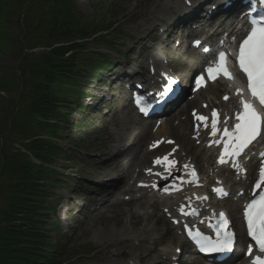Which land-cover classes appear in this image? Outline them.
Returning a JSON list of instances; mask_svg holds the SVG:
<instances>
[{
	"label": "rangeland",
	"instance_id": "obj_1",
	"mask_svg": "<svg viewBox=\"0 0 264 264\" xmlns=\"http://www.w3.org/2000/svg\"><path fill=\"white\" fill-rule=\"evenodd\" d=\"M149 1L74 0L75 11L81 18L92 20L93 24L99 26L100 29L114 25V30L105 36L107 42H91L84 46L85 49L78 60L80 76L73 77L74 82L65 84L68 85L65 88L68 90V95L73 93L75 101L84 108L79 111L77 103H72L70 125L63 128L62 131L65 137L61 147L65 149L67 156L58 160L54 166L61 180L58 177L60 182L56 184L51 182L49 187L52 197L48 202L55 210L52 209L48 215V222L50 231L54 232L51 234L53 241L63 242L67 249L66 257L68 259L76 257L72 264H107L109 261L110 254L105 248L107 243H104L103 240H94L89 231L92 222L98 224L102 221L97 211H94L100 206L103 199H96L94 193L103 191L104 196L107 195L106 189L93 186L92 180L101 178L103 174H100L101 171L97 166L104 167L103 163L113 156L114 152L111 149L119 143L113 133L119 128V123L122 120V113H120L122 106L128 105L126 95H120L118 91L119 81L115 84L112 82L117 80L115 74H122L125 71L136 75L145 72L146 55L151 54L157 48H164V36L158 33L157 25L159 23H154L151 20L152 9L146 6ZM11 2L19 4L17 0H11ZM21 14V10L13 12L3 24H0V31L5 34L2 33L1 35L4 37H0V130H5L7 127V116L10 111L16 110L17 105L15 106V104L21 95L20 84L24 77L23 71L28 76L37 77L33 70L28 69L33 63L38 62L40 55L44 52L41 49L30 51V47L19 44L18 41L22 39L24 30L23 26L19 24ZM166 16L169 18L168 24L172 22L171 19H175L173 22L179 19L175 13ZM166 27L168 26L166 25ZM39 31L41 32V30ZM175 32L179 34L180 30L177 29ZM186 35L187 33H185ZM152 37L158 38L155 45L149 41V38ZM149 46H154V49L150 50ZM132 49H136V51L131 52ZM95 55L99 57H95ZM184 58L181 57L178 60L174 56L171 60L173 62L171 66L176 72L182 67ZM109 71L115 72L114 75L109 77ZM96 76L99 77V80L94 79ZM1 82L5 85L12 84L11 90ZM112 84L115 90L110 94V85ZM88 97L102 99L99 111L86 107L88 103L98 106L97 101L86 100ZM124 98L125 100H123ZM126 112L130 114V117H134L129 108L126 109ZM148 139L147 137V141ZM14 142L11 143V146ZM75 144H79L82 149L89 152L75 151L73 147ZM108 164L113 166L114 161ZM77 175L83 176L84 180L80 181ZM104 176H108V174L106 173ZM111 176L109 175V177ZM114 183L112 185L116 186L118 182ZM114 190H111L112 195L116 192ZM131 208V206L121 203L115 205L111 209L114 210V213L109 212L107 216L117 215V218H121L122 214L123 218L120 219L117 226L109 223L106 229L117 232L122 227H130L131 221L125 211ZM154 210L155 215L148 221L144 219L132 220L138 228L144 229L149 225L157 232L153 239L148 240L145 246H142L143 250L139 252L141 261L145 259L142 264H149V260L154 259L156 252L161 249L160 247L169 249L180 247L185 251L184 242L179 244L178 237L172 227H168V223L160 216L155 207L151 209V212ZM98 229L102 230L101 226H98ZM155 240L159 244L154 243ZM127 245L130 247L131 242L129 241ZM122 248L119 249L120 253ZM115 250L111 249L110 251L114 252ZM137 253L135 254L137 255ZM128 254L129 249L125 248V256L121 254L120 257L114 259V262H127ZM135 264L141 263L135 261ZM182 264H191L190 258L184 257Z\"/></svg>",
	"mask_w": 264,
	"mask_h": 264
},
{
	"label": "trees",
	"instance_id": "obj_2",
	"mask_svg": "<svg viewBox=\"0 0 264 264\" xmlns=\"http://www.w3.org/2000/svg\"><path fill=\"white\" fill-rule=\"evenodd\" d=\"M18 5L0 0V24L22 11L21 46H61L30 66L37 77L23 71L16 110L10 111L9 125L0 130V264H68L66 248L53 242L48 230L47 213L52 210L48 184L56 181L53 166L65 155L59 144L63 128L70 124L72 100L65 84L79 74L82 43L103 40L102 31L80 18L73 0H23ZM13 141H22L29 154L14 149Z\"/></svg>",
	"mask_w": 264,
	"mask_h": 264
},
{
	"label": "bare ground",
	"instance_id": "obj_3",
	"mask_svg": "<svg viewBox=\"0 0 264 264\" xmlns=\"http://www.w3.org/2000/svg\"><path fill=\"white\" fill-rule=\"evenodd\" d=\"M187 0H185L186 3ZM211 0H198L197 3H194L193 5L196 6L197 4H204L208 5V3ZM191 2H195L194 0H191ZM149 8L152 9L151 13V20L154 21V23H165L167 21V14L175 13L179 14L180 16H186L190 9L181 6L179 0H150L148 4H146ZM229 24H220V28L227 27ZM132 51H136V49H132ZM177 51V50H176ZM198 56L192 55L191 57L185 59L184 63L187 66L189 63H193V60H196ZM162 54L160 52L155 53L152 55L151 60L154 61V63L158 66H161L159 63H161V60L163 61L165 58H162ZM162 67V66H161ZM164 67V66H163ZM179 77L183 78L184 83H187L188 79V71L185 70V67L183 69H180ZM165 76H171L169 72L165 73ZM174 77V76H173ZM152 84H158L159 86L162 85L160 78H153ZM144 80L140 79L136 83H143ZM223 86L220 84H216L213 86H210L205 93L200 92L196 99L193 102H181L182 108H178V110L175 112V114L171 117L166 119L163 123L157 124L155 126H149V124H145V121H136L133 118L128 117V115L124 114V120L119 126V128L113 133L114 138L121 143L124 142V140H136L137 142L132 145L127 150H130L132 152L133 146H139V149L136 150L134 153H131L130 156H127L125 158L124 164H118L115 165L112 169L110 166L106 167L109 170L113 171L112 178L113 180H118L116 185H120V182L123 184L122 188L117 190L116 195H113L110 199L107 201L101 203V205L95 209L94 212L97 211L98 215L101 217L102 221L98 224H95V222H92V225L90 227V235H92V238L94 240H103L104 243H107L105 248L107 250V253L110 254L109 261L107 264H135V261H140L141 258L139 256V252H141L143 249L142 246L146 244L148 240L153 239V237L156 235V231L154 228H151L146 226L144 229L138 228L137 225L133 224L132 220H140L144 219L145 221H148L152 218V216L155 215V210L151 212V209L161 210L166 216L165 212L168 216L173 215V218L177 216V210H190V211H197L200 212L202 210H206L208 205H205L203 194L206 192V187L208 185L213 186L215 185V180L220 179L218 176L220 174L221 177L226 179L225 185H229L230 183H233L231 186V189L234 191V194L237 193L236 188L245 186L250 179V177L253 176L252 169H254L255 165L253 162L250 163L249 167L251 168V171L249 172V176L247 179L242 178H236L233 180V178L229 175L226 177L225 173H229V171L221 170L220 168H217L215 166V162H212L214 155L213 151L211 149H207L204 145L196 144L197 141L192 140L190 138L191 129L189 128L191 125V118L188 116V109L192 105H202V102L207 101L211 108H218L223 113V117H226V113L234 109L236 107V99L234 97L235 91H237L236 87H233L234 91L229 92L227 88L224 89V92L228 95H231L229 101L224 102L222 98H219V90ZM212 96V97H210ZM200 97V98H199ZM124 110V108H122ZM202 112H205L204 110H201ZM175 120H177V125L174 124ZM134 126H137L141 129V134L137 133L134 129ZM204 135V133L201 134V136ZM142 136V137H139ZM150 136L149 138L153 140L155 143L156 141L160 140L161 138H164L165 140H169L170 138H173L176 142V145L174 146L173 150L172 147L165 148L162 146V149H157L155 154L160 153L163 149L166 152L174 151L172 154L173 157L176 158V162L179 163V156L176 154L177 150H181L182 153L185 155H190L192 157L191 161H183L180 167V171L182 172L181 179L186 180L187 177L183 171H189L192 168V165L197 164V169L199 172H201V182L197 184H192V186L189 187L187 190H181L180 194L172 196L167 199H162L163 195H148L144 190H138L136 185L140 182L134 180L138 178H152L153 176L145 173L144 165L151 162L150 156L153 155L149 151V146L146 143V137ZM152 142V143H153ZM196 144V145H195ZM148 146V147H147ZM125 154V153H124ZM122 154L121 156H123ZM162 155V154H160ZM178 156V158H177ZM163 158V157H161ZM172 161H174L172 159ZM185 166V170L182 169V167ZM137 167V168H136ZM178 167V166H177ZM102 169V168H101ZM106 169V171L108 170ZM221 170V173H220ZM156 171V169L154 170ZM177 175L176 170L171 173V177H175ZM154 180V179H153ZM229 180H232L229 182ZM214 182V183H213ZM203 183V184H202ZM115 184V183H113ZM171 190V189H169ZM95 195L99 196L100 193H95ZM119 196H127V200H121ZM235 196V195H234ZM125 204L126 206H131L132 208L125 211V214L128 215L130 223V227H122L121 230H118L117 232H113V230H107L106 227L109 225V223H113L115 226H117L120 222V219L123 218V215L121 214V218H117V215L113 216H107L109 212L112 214L114 213L113 207L115 205L119 204ZM220 209L227 210L233 221L234 225L236 226V229L239 232V238L242 239V231H241V218L239 215V209L241 207L240 201L234 202L231 200H228L224 202L222 205L218 206ZM210 212L211 209H208ZM124 212V211H123ZM122 212V213H123ZM98 226H101V229H98ZM131 242V246L129 247L127 243ZM183 241L182 238H179V243ZM154 243L159 242L155 240ZM120 247H123L120 253ZM125 248L129 249L128 257L130 258L127 262L121 263V262H114L115 258L120 257L121 254H124L125 256ZM111 249H116L114 252H111ZM138 252V253H137ZM175 249L170 250H161L160 252H156V255L153 260V264H176L175 260ZM137 253V255L135 254ZM191 264H204L202 261H198L195 259H190Z\"/></svg>",
	"mask_w": 264,
	"mask_h": 264
},
{
	"label": "snow or ice",
	"instance_id": "obj_4",
	"mask_svg": "<svg viewBox=\"0 0 264 264\" xmlns=\"http://www.w3.org/2000/svg\"><path fill=\"white\" fill-rule=\"evenodd\" d=\"M191 6V0H187ZM264 3V0H261ZM252 24L251 31L242 40L239 46L237 62L240 70L247 77V87L251 93L253 100H258L260 106L264 107V14L259 18L250 20ZM223 75L229 80H233L234 76L227 67V54L221 52L218 56V61L214 66L207 69V75L215 81L220 75ZM197 87L206 86L205 76L201 75L196 80ZM175 86L178 82L174 78H168L165 86L158 93L155 103L166 104L171 101L175 94ZM237 95L243 96V90L237 89ZM226 100L227 96L224 97ZM144 100H138L139 109L144 114L150 110L149 104ZM240 104L242 111L235 116L237 123L231 131L227 128L223 129V134L228 138L224 145V151L220 158V163L228 162L225 158L235 159L239 157L244 150L255 141L264 129V115H262L256 108L255 104L247 99H241ZM195 115V113H194ZM214 119L211 123L212 135L215 136L219 129L217 128L218 112L213 111ZM199 121H207L208 118L204 116H196ZM208 125L205 124V127ZM171 142V141H169ZM159 143V142H157ZM153 146H156L155 144ZM264 156V153L261 154ZM167 161L169 165H174V161H168L167 156L158 158L155 163L161 164ZM150 171V170H149ZM195 176V172L192 173ZM264 185V165L260 169V179L255 185V189H262ZM168 191V189H165ZM215 191L223 193L222 188L215 189ZM245 216L247 219L248 234L252 240L259 247V251L264 253V190L261 191L258 198L253 199L247 204L245 209ZM220 224L217 225V236L215 239L211 237L202 236L198 231L193 234L191 230L188 235L191 239L196 241L199 245L200 251L208 254H227L233 250L234 247V233L227 229L229 223L227 216L224 213L219 214ZM251 248L248 250V255H251ZM252 264H264V257L256 256Z\"/></svg>",
	"mask_w": 264,
	"mask_h": 264
}]
</instances>
